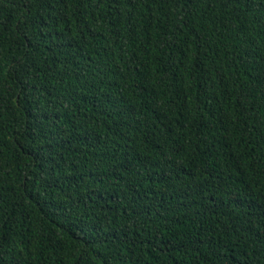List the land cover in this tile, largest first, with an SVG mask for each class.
<instances>
[{"label":"trees","instance_id":"16d2710c","mask_svg":"<svg viewBox=\"0 0 264 264\" xmlns=\"http://www.w3.org/2000/svg\"><path fill=\"white\" fill-rule=\"evenodd\" d=\"M0 264H264V0H0Z\"/></svg>","mask_w":264,"mask_h":264}]
</instances>
